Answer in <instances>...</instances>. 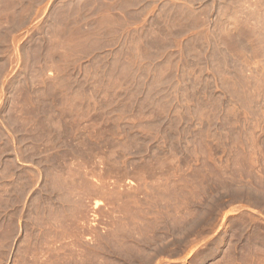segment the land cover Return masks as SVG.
<instances>
[{
	"label": "rangeland",
	"instance_id": "374dc122",
	"mask_svg": "<svg viewBox=\"0 0 264 264\" xmlns=\"http://www.w3.org/2000/svg\"><path fill=\"white\" fill-rule=\"evenodd\" d=\"M263 201L264 0H0V264H264Z\"/></svg>",
	"mask_w": 264,
	"mask_h": 264
},
{
	"label": "bare ground",
	"instance_id": "6f19581e",
	"mask_svg": "<svg viewBox=\"0 0 264 264\" xmlns=\"http://www.w3.org/2000/svg\"><path fill=\"white\" fill-rule=\"evenodd\" d=\"M22 195V194H21ZM254 196V195H253ZM258 196V195H257ZM259 197V196H258ZM255 199V198H254ZM254 201V200H253ZM14 202V201H13ZM264 202V201H263ZM255 203H257V202H255ZM261 204V203H260ZM196 217V216H195ZM237 218V217H236ZM248 218V217H247ZM120 219H121V217H120ZM242 219V218H241ZM122 220V219H121ZM140 220V219H139ZM11 221H12V219H11ZM137 221V220H136ZM154 221V220H153ZM118 222V221H117ZM163 222V221H162ZM249 223H250V221H249ZM146 224V223H145ZM181 226V225H180ZM193 226V225H192ZM196 226V225H195ZM142 227V226H141ZM144 227V226H143ZM182 227V226H181ZM244 227V226H243ZM134 228V227H133ZM187 228V227H186ZM176 229V228H175ZM181 229V228H180ZM184 229V228H183ZM188 229V228H187ZM186 229V230H187ZM191 229V228H190ZM126 230H127V228H126ZM190 231V230H189ZM140 232V231H139ZM131 233H132V231H131ZM135 233H136V231H135ZM142 233V232H141ZM157 233V232H156ZM187 233H188V231H187ZM117 234V233H116ZM134 234V233H133ZM158 234V233H157ZM120 235H122V234H120ZM124 235V234H123ZM122 235V236H123ZM126 235V234H125ZM106 236V235H105ZM127 236V235H126ZM181 237V236H180ZM205 237V236H204ZM235 237V236H234ZM113 238V237H112ZM119 238V237H118ZM132 238V237H131ZM157 238V237H156ZM165 238V237H164ZM198 238V237H197ZM106 239V238H105ZM139 239V238H138ZM194 239V238H193ZM123 240V239H122ZM126 241H127V239H125ZM197 240V239H196ZM195 240V241H196ZM202 240V239H201ZM155 241V240H154ZM161 241V240H160ZM125 242V241H124ZM147 242H148V240H147ZM162 242H164V240L162 241ZM169 242V241H168ZM113 243V242H112ZM230 243V242H229ZM98 244V243H97ZM141 244V243H140ZM161 244V243H160ZM163 244V243H162ZM166 244V243H165ZM96 246V245H95ZM157 246V245H156ZM162 246H164V245H162ZM121 247H122V245H121ZM127 247H128V245H127ZM134 247L135 248H137L135 245H134ZM161 247V246H160ZM178 247V246H177ZM216 247V246H215ZM146 248V247H145ZM90 249V248H89ZM116 249H117V247H116ZM139 249V248H138ZM141 249V248H140ZM163 249V248H162ZM179 249V248H178ZM120 250V249H119ZM122 250H124V249H122ZM157 250V249H156ZM155 250V251H156ZM148 251V250H147ZM128 252H130V251H128ZM212 252V251H211ZM78 253V252H77ZM105 253V252H104ZM135 253V252H134ZM79 254V253H78ZM111 254V253H110ZM109 254V255H110ZM150 254V253H149ZM149 254H148V256H149ZM129 255V254H128ZM138 255V254H137ZM145 255V254H144ZM151 255V254H150ZM154 255V254H153ZM78 256V255H77ZM119 257V256H118ZM126 257V256H125ZM79 258V257H78ZM102 258V257H101ZM132 258V257H131ZM140 258V257H139ZM143 258V257H142ZM150 258V257H149ZM149 260V259H148ZM64 261V260H63ZM79 261V260H78ZM93 261V260H92ZM235 261V260H234ZM66 262V261H65ZM80 262V261H79ZM83 262V261H82ZM51 263V262H50ZM54 264V263H53ZM63 264V263H62ZM101 264V263H100ZM106 264V263H105Z\"/></svg>",
	"mask_w": 264,
	"mask_h": 264
}]
</instances>
